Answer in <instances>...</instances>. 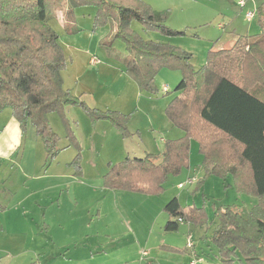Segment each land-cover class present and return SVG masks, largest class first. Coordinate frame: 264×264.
Returning <instances> with one entry per match:
<instances>
[{"label": "rangeland", "instance_id": "rangeland-1", "mask_svg": "<svg viewBox=\"0 0 264 264\" xmlns=\"http://www.w3.org/2000/svg\"><path fill=\"white\" fill-rule=\"evenodd\" d=\"M139 1L164 12L166 26L185 35L149 31L137 21L132 22V29L145 40L169 43L192 54L195 70L206 64L211 50L231 49L239 37L264 32L257 14L264 0H245V8L239 6L241 0ZM96 13L95 7L76 9L78 30L73 32L64 30L60 22H51L66 59L64 89L99 112L91 115L82 107L68 106L65 117L60 113L48 116L51 129L60 137L53 159L47 160L44 143L29 123L19 156L0 161V264H185L160 254L158 246L182 239L185 231L164 230L169 216L155 200L177 196L183 206H205L211 220L214 207L233 206L247 212L253 206L251 200L258 201L247 202V196L235 190L231 177H208L198 194L194 193L196 186L193 191L187 186L180 191L177 186L182 183H178L188 176V170H183L178 177L170 176L165 194L151 196L154 201L144 200L142 193L125 198L141 205V209L132 208L135 214L129 220L113 214L110 201L116 192L104 187V176L127 159L161 155L166 141L179 134L165 111L178 95L176 87L183 76L181 71L163 67L154 80L157 92L142 90L127 71L124 42L113 39L116 23L95 28ZM247 13L254 18L248 19ZM102 40L111 42L115 55L102 47ZM98 58L101 64L96 66ZM108 111L131 116L127 134L111 120L97 118ZM11 116L9 109L0 113V132ZM76 141L82 145L80 173L73 163L78 154L73 146ZM193 142L198 153L193 154L192 165L201 167L203 161H196L199 146ZM119 212L124 215L123 209ZM133 219L138 221L134 224Z\"/></svg>", "mask_w": 264, "mask_h": 264}, {"label": "trees", "instance_id": "trees-1", "mask_svg": "<svg viewBox=\"0 0 264 264\" xmlns=\"http://www.w3.org/2000/svg\"><path fill=\"white\" fill-rule=\"evenodd\" d=\"M82 7L97 8L95 28L116 23L113 39L124 42L127 71L142 90L157 92L154 80L163 67L183 76L165 115L184 135L167 140L161 155L127 159L112 167L104 187L161 196L170 176L190 169L191 143L196 141L206 175L197 182L195 194L210 176L231 177L239 194L258 201L246 213L233 206L214 207L210 220L205 206H183L174 197L164 208L169 216L164 230L177 232L182 224L213 226L207 240L218 254L205 257L214 264L218 258L221 264H264V32L239 37L231 49L211 50L206 64L195 70L192 54L145 40L132 29L137 21L149 31L185 35L166 26L164 12L139 0H0V113L12 111L23 137L30 123L44 143L47 160L58 155L60 141L49 124L50 114L65 117L68 106L82 107L91 115L99 112L64 89V49L51 25L55 20L64 30L77 31L75 10ZM257 14L264 29V6ZM102 47L116 54L108 40H102ZM97 118L109 119L128 133L131 116L108 111ZM73 146L78 149L73 163L80 173L82 147L77 141Z\"/></svg>", "mask_w": 264, "mask_h": 264}, {"label": "crops", "instance_id": "crops-1", "mask_svg": "<svg viewBox=\"0 0 264 264\" xmlns=\"http://www.w3.org/2000/svg\"><path fill=\"white\" fill-rule=\"evenodd\" d=\"M91 57L89 58V61H90ZM89 64H90V62H89ZM100 64H101V61H100V58H98V62H97L96 66H99ZM168 89H169L168 87H165L164 88V92H168L169 91ZM178 132H179V134L173 139L181 138L184 135L183 132H181L180 130H178ZM34 133H35V130H34ZM35 136H36V134H35ZM24 139H25V137L22 136V130L20 128V125L15 120V118H13V116L7 118L6 121H5V126H4L3 130L0 132V161H2V160H12L13 158H16V156L18 157L19 154L21 153V149H22V146L24 144ZM81 147H82V145H81ZM194 153H196V155H197L198 147L197 148L194 147V142L192 141V143H191V153H190L191 165H190V169L188 170V176H187V178L185 180H183V181L178 183V185H179L180 183H185L186 182L187 187H190V191L194 190L196 184L194 183V184L189 185L188 182L191 181V180H196L197 181L199 179H202V178L199 177L201 174L204 177L206 175V172L203 170L202 166L201 167L200 166L193 167V165H192V156H193ZM200 160L203 161L202 155H200V157L196 156V161L198 162ZM229 179L230 178H228V180ZM231 181H232V178H231ZM177 189L180 190L178 188V186H177ZM115 192L116 193L114 195H112L113 198L110 201L113 204V205H111V207H113V214L118 215L117 218L121 217V218H125V219L129 220L135 214L133 212L132 208L135 207L137 209L138 208L141 209L140 208L141 205H140V203H135V202L129 201V199H125V198H129V197L130 198H134L136 196L141 197L140 196L141 194H139V193H130V192H125V191H123V192L122 191H115ZM165 193H166V191H165ZM148 197H149L150 201H154V200H152L151 196H146L145 195L142 198L144 200H147ZM175 197H177V196H175ZM194 198L195 197H193V199ZM171 199H173V198H171ZM249 199H252V198L246 197V201L247 202L249 201ZM169 201H170V198H166L165 200H159L158 199V201L155 200V202H160L159 209L162 210L163 212H164L165 206L167 205V203ZM180 202H181V200H180ZM255 202L256 201H252L251 200V205H255L257 203V202L255 203ZM185 204H187V203H185ZM187 205H189V204H187ZM136 206H139V207H136ZM144 208H146V207H144ZM144 208L142 210H144ZM119 209H123L124 215L121 212H119ZM247 212H249V210ZM245 213H246V211H245ZM98 215H99V213H98ZM133 220H134V224L138 221V220H135V219H133ZM210 220H211V217H210ZM167 221H168V219H167ZM132 227H133V225H132ZM180 228H184V231L187 233V238L185 237L186 233L184 232V235H183L182 239L181 238L180 239H175V240L173 239V241H170V244H164V245L158 246L159 250L161 249L160 250L161 251L160 254H162V255L165 254L164 256L170 257V258H176V260L180 259V261L182 260V262L185 263V264H188V262L190 260V257H191V254L194 251H196L198 254H201V255H204V256H207V257H208V255L209 256H213L214 254H218V250L213 245H210V242L207 240L208 236H209V230L212 229L211 227L210 228H205V229H202L201 231H199L200 229L194 227L193 225L182 224ZM133 229H135V227H133ZM178 233H180V231ZM178 233H176V234H178ZM165 234H167V233H165ZM188 235H192V238H193V249H188L187 248ZM172 236H173L172 238H176L174 235H172ZM181 240L183 241L182 244L179 243V241H181ZM162 249H163V251H162ZM167 249H173L176 252H170ZM219 260L220 259L218 258V261L215 262V263L221 264V262H219ZM150 264H152V263H150Z\"/></svg>", "mask_w": 264, "mask_h": 264}, {"label": "built area", "instance_id": "built-area-1", "mask_svg": "<svg viewBox=\"0 0 264 264\" xmlns=\"http://www.w3.org/2000/svg\"><path fill=\"white\" fill-rule=\"evenodd\" d=\"M239 6H241V8H245L246 6V1L245 0H241L238 2ZM246 17L250 20H252L254 18V15L251 13H247ZM198 182V180H191L188 182L189 185L191 184H196ZM187 186V184L182 183L181 185H179V189H184ZM187 248L188 249H193V238L192 235H188V244H187ZM148 253L146 251L143 252V257L146 256L147 257ZM188 264H214L211 260H209L207 257L198 254L196 251H194L191 254L190 260L188 262Z\"/></svg>", "mask_w": 264, "mask_h": 264}]
</instances>
